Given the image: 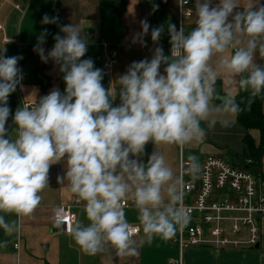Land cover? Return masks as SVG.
<instances>
[{
  "label": "clouds",
  "instance_id": "9594fccd",
  "mask_svg": "<svg viewBox=\"0 0 264 264\" xmlns=\"http://www.w3.org/2000/svg\"><path fill=\"white\" fill-rule=\"evenodd\" d=\"M187 3L177 0L181 9ZM195 14L196 26L188 33L168 24L170 55L155 47L150 60L132 62L108 88L102 84L103 70L91 59H81L87 42L79 25L60 26L64 35L53 37L55 44L46 54L45 29L34 51L42 62L59 66L65 90L53 88L39 100L34 93L14 115L8 99L21 85L22 57L0 51V228L6 235L17 226L5 216H31L49 187L51 166L62 161L66 170L57 175V183L66 182L76 203H83L89 223L69 216L61 206L53 209L52 220L57 229L66 226L84 253L95 255L111 245L121 257L137 254L125 214L129 199L146 240L171 239L188 225L191 209L184 205L183 187L199 178L200 162L189 154L178 174L159 146L199 143L205 136L202 122L211 128L217 122L209 120L213 114L240 111L233 96L217 93L221 75L253 97L264 93V66L256 62L257 54L264 57V3L195 0ZM41 23L56 24L58 17L45 14ZM140 25L132 42L144 47L150 25L146 20ZM164 30L163 25L152 28L151 40L158 43ZM117 97L120 103L114 106ZM215 99L220 103L214 105ZM10 116L15 125L11 133L6 127ZM221 123L230 125L228 119ZM149 143L154 145L150 154Z\"/></svg>",
  "mask_w": 264,
  "mask_h": 264
},
{
  "label": "crops",
  "instance_id": "0c3cea01",
  "mask_svg": "<svg viewBox=\"0 0 264 264\" xmlns=\"http://www.w3.org/2000/svg\"><path fill=\"white\" fill-rule=\"evenodd\" d=\"M264 3V0H242V4ZM218 3V0H213ZM153 5L158 7L154 10ZM177 0H0V51L7 57L24 56V62H18L23 79L17 87L19 102L30 101L47 95L53 88L61 93L65 90L63 73L59 66L51 60L41 61L34 51L37 38L47 30L45 43L42 47L47 51L55 44L53 37L60 32V26L77 24L82 29V37L87 42V52L81 59H91L94 67L103 70L105 49L101 41H106L117 50V60L113 72L109 75L105 88L110 86L119 75L126 72L127 67L134 61L151 59L157 46L164 49L165 55H170V37L167 30L161 34L158 43L151 40V30L161 26L162 16L175 24L178 16ZM191 15L185 17V32H190L195 25V0H190L187 7ZM58 17L56 24L41 23L42 17ZM146 20L149 33L144 37L146 46L133 43V35L142 31L140 21ZM256 62L264 66V57L256 56ZM165 65L161 66V73ZM104 72V70H103ZM220 97L231 95L235 97L239 87L231 78L221 75L215 85ZM220 100L212 101L214 105ZM120 103L119 97L114 106ZM264 112V102L262 104ZM215 119L214 127L202 122L205 136L199 143L184 147L176 145L159 146L166 162L179 174L180 155L187 159L189 154L195 155L200 165L208 156H218L242 167L237 156L244 152V137L249 132L256 143L260 138L257 128L247 130L238 122L237 113L228 116L213 114L209 120ZM228 119L230 125L225 127L222 120ZM15 126L10 128L11 133ZM151 152L154 145H146ZM247 168V167H246ZM252 169V168H251ZM66 165H52L49 171V187L45 188L40 205L31 216L17 217L8 214L5 219L14 221L17 230L12 235H6L0 228V264H264V216L260 219L259 246L212 248L189 246L180 252L176 243L171 239L154 236L150 241L144 239L142 225L138 219L135 207H125L126 218L131 226L139 231L134 234L137 254L121 257L111 245H106L103 251L95 255L84 253L75 243L72 236L54 227L53 209L57 206L71 205L76 219L84 225L89 222L84 213L83 203L77 204L76 198L65 185L57 183V175H63ZM264 177V155L257 169H252ZM2 214V213H0ZM19 243L18 249L15 244Z\"/></svg>",
  "mask_w": 264,
  "mask_h": 264
},
{
  "label": "built area",
  "instance_id": "2783aa9c",
  "mask_svg": "<svg viewBox=\"0 0 264 264\" xmlns=\"http://www.w3.org/2000/svg\"><path fill=\"white\" fill-rule=\"evenodd\" d=\"M189 4L190 0L182 9L178 7L175 23L178 30L181 26L185 30L184 19L191 15L187 9ZM101 44L105 49L104 74L111 75L118 53L106 41H101ZM170 48L171 44L169 53ZM186 160L181 154L179 173ZM246 162L250 163L251 159ZM183 179L189 181L190 178L185 175ZM183 190V202L191 209V219L173 237L181 253L189 246L254 247L258 243L260 219L264 216V177L260 173L218 156H208L201 163L199 178L186 183ZM61 207L65 208L69 216L76 218L71 205ZM124 207L134 205L129 199ZM63 228L67 232L66 226ZM131 228L134 234L139 231L136 226ZM18 247L19 243H16L15 248Z\"/></svg>",
  "mask_w": 264,
  "mask_h": 264
},
{
  "label": "trees",
  "instance_id": "16d2710c",
  "mask_svg": "<svg viewBox=\"0 0 264 264\" xmlns=\"http://www.w3.org/2000/svg\"><path fill=\"white\" fill-rule=\"evenodd\" d=\"M23 59L24 56L21 60H19V62H24ZM234 98L236 103L240 106V111L237 112L238 122L247 130L257 128L260 131L258 143H256L249 132L246 134L244 137V152L241 155H238L236 158L238 163H241V165L244 167L257 169L260 165L261 158L264 155V112L262 109L264 93L253 97L250 94V90L239 89L237 95ZM8 104L13 115L16 109L22 106V104L19 102V94L17 89L9 96ZM14 126L15 125L13 124L12 117L10 116L6 127L10 130V128ZM146 152L148 154L151 153L149 147H146ZM143 159L146 161L147 156H144ZM247 159H251V162L247 163Z\"/></svg>",
  "mask_w": 264,
  "mask_h": 264
},
{
  "label": "water",
  "instance_id": "95a60500",
  "mask_svg": "<svg viewBox=\"0 0 264 264\" xmlns=\"http://www.w3.org/2000/svg\"><path fill=\"white\" fill-rule=\"evenodd\" d=\"M170 23V21L162 16V21H161V25L164 26V29L167 30L168 24ZM109 80V75L107 73L104 74V78H103V83L107 84ZM259 246V244L257 243L254 247L257 248Z\"/></svg>",
  "mask_w": 264,
  "mask_h": 264
}]
</instances>
